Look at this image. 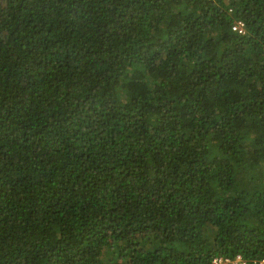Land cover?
<instances>
[{
    "label": "trees",
    "instance_id": "16d2710c",
    "mask_svg": "<svg viewBox=\"0 0 264 264\" xmlns=\"http://www.w3.org/2000/svg\"><path fill=\"white\" fill-rule=\"evenodd\" d=\"M237 255L264 261V0H0V264Z\"/></svg>",
    "mask_w": 264,
    "mask_h": 264
},
{
    "label": "built area",
    "instance_id": "2783aa9c",
    "mask_svg": "<svg viewBox=\"0 0 264 264\" xmlns=\"http://www.w3.org/2000/svg\"><path fill=\"white\" fill-rule=\"evenodd\" d=\"M233 30L245 33V23L243 21H236L233 25ZM262 263L264 264V261ZM211 264H246V261L241 255H237L236 257L215 256Z\"/></svg>",
    "mask_w": 264,
    "mask_h": 264
}]
</instances>
